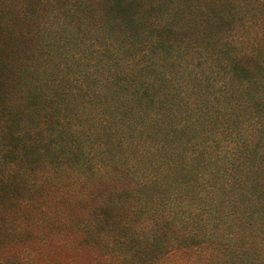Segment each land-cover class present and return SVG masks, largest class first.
Segmentation results:
<instances>
[{"label":"trees","instance_id":"trees-1","mask_svg":"<svg viewBox=\"0 0 264 264\" xmlns=\"http://www.w3.org/2000/svg\"><path fill=\"white\" fill-rule=\"evenodd\" d=\"M0 264H264V0H0Z\"/></svg>","mask_w":264,"mask_h":264}]
</instances>
